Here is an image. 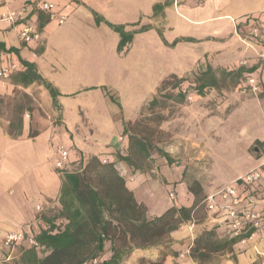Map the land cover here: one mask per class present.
<instances>
[{"label": "crops", "instance_id": "obj_1", "mask_svg": "<svg viewBox=\"0 0 264 264\" xmlns=\"http://www.w3.org/2000/svg\"><path fill=\"white\" fill-rule=\"evenodd\" d=\"M42 1L44 0H0V15L9 10H17L21 15L13 25L0 22V64L15 62L18 65V69L9 79L3 85L0 83V102L11 101L9 110L5 113L0 111V245L6 234L24 231L34 235L43 228V221L58 215L61 208L58 196L62 173L55 167L58 160L55 150L57 146L64 147L63 143L61 144V134L70 141V146L75 150L69 158L70 153L64 147L67 151L66 168H70L72 162H84L91 155L113 160L116 153L127 155L124 151L129 146L127 135H123L121 128L124 118L116 116H112L110 120L117 121L119 128L108 136L100 149L93 150L91 146L86 149L75 137L74 130L80 125L98 127L96 123L100 122L86 104H77V107H68L67 104L71 98L76 99L87 93L84 92L86 86L73 88L72 83L86 81L90 73L83 67H73V63H63L59 66L61 70H57L54 64L45 58L46 53L52 49L46 36V30L52 20L39 28L38 7ZM45 1L52 3L54 8L58 5L59 10L55 9L62 14H65L63 9L75 10L78 4H86L82 0ZM139 1L130 5V0H115L112 13L116 20L105 17L104 19L114 24H122L126 30L131 31H136L142 26L147 27V32L156 30L163 33L166 28L175 29L178 32L175 40L178 42H187L184 38H190V42L205 44L203 53H196V58L192 59L193 69L190 72L206 66L212 69H231L240 64H257L262 46L253 39L246 40L240 34L241 31L236 29L234 22L247 14H258L264 22V7L253 10L246 8L250 0ZM157 4L161 6L155 10L153 7ZM65 15L67 16V13ZM23 22L38 26L41 33L39 42L24 44L19 40L18 32ZM180 30L186 31L185 34H180ZM215 42L222 44L217 46ZM131 44L125 53L131 49ZM176 45L177 42L172 46L175 48ZM10 47L18 50L19 57L33 63L36 71L59 92L58 112L53 109L48 91L43 86L36 82H23L19 73L24 71V67L15 53L7 52ZM179 67V64L173 65L168 76L161 82L171 75L186 76L189 68L179 70ZM158 87L155 86L148 101L156 95ZM145 103L136 108L134 116L126 121L135 120ZM104 120L109 121L107 118ZM43 135L45 139L42 141ZM169 150L171 151V148ZM152 157L143 153L138 160L130 158L129 164L123 161L116 164L136 201L145 205L147 217L159 216L173 205L190 206L193 196L188 192L187 184L181 181V178L175 180L177 183L170 184L172 181L168 176V165L165 161L153 162L150 160ZM170 191H174L173 199L168 196ZM208 224L215 226L219 238L234 239L235 242L230 251L219 252L222 256L218 258L211 257L212 254L209 256L211 260L193 259L189 256V249L194 238L202 230L209 229ZM226 230L223 224L208 221L207 217L204 221L194 219L184 223L169 234L171 242L164 251L166 254L161 264H262L264 258L258 252L264 251V225L253 239L245 242H241L239 238H230ZM163 249L162 246L132 248L121 255L120 263L153 264L159 259ZM111 255L110 244L105 243L100 259L108 260Z\"/></svg>", "mask_w": 264, "mask_h": 264}, {"label": "rangeland", "instance_id": "obj_2", "mask_svg": "<svg viewBox=\"0 0 264 264\" xmlns=\"http://www.w3.org/2000/svg\"><path fill=\"white\" fill-rule=\"evenodd\" d=\"M82 1L87 5L80 3L75 10L63 9L67 18L62 24L51 21L46 36L52 49L45 57L57 70H61L59 66L63 63H73V67H83L90 73L86 81L72 83L73 88L86 86L84 92L87 93L76 99L71 98L67 103L68 107L86 104L94 117L100 120L96 123L98 127L80 125L74 130L82 147L100 149L108 136L119 128L117 121L110 120L116 116L124 118L121 128L127 129V137L141 138L148 144V155L153 156L151 161H165L172 181L170 184L177 183L175 180L179 178L187 185L197 180L204 192L214 193L231 183L238 174L255 166L258 150L253 152L254 142L257 139L264 140L262 83L261 94H255L240 85V80L222 74L221 68H215L216 87L207 88L202 95H198L195 91L197 83L193 81L204 68L192 72L190 70L193 69L192 59L196 58V53H203L205 44L178 42L175 40L178 32L166 28L163 33L156 30L135 32L131 49L125 54H118L117 34L105 24L96 25L94 19L96 13L100 17L116 20L112 13L115 0ZM250 1L246 8L253 10L264 7L263 0ZM133 2L137 0H130L129 4ZM55 8L59 10L58 5ZM185 32L179 31L180 34ZM174 42H177L175 48L172 46ZM215 44L218 46L222 43ZM176 64L180 65L179 70L189 68L184 76L187 81L175 88L174 81L169 77V84L162 86L161 80L168 76L171 67ZM259 64L264 75V63L257 62L258 67ZM156 85L159 87L153 97L155 102L150 105L148 99ZM179 91L184 93L183 98ZM144 102L136 119L126 121L134 116V110ZM10 108V100L0 102V111L3 113ZM60 136L61 144L67 148L71 158L74 147L70 146V141L63 138L62 134ZM44 139L45 135L42 141ZM59 147L62 146L56 147V153ZM159 150L167 151L170 163L166 162ZM124 152L133 160L143 155L135 145ZM78 167L79 162H72L69 170ZM200 216H203L201 221H204L206 217L202 210ZM207 226L214 227L212 224ZM20 247H16L8 264H19ZM163 247L164 252L168 246ZM213 256L218 258L222 254L215 253Z\"/></svg>", "mask_w": 264, "mask_h": 264}, {"label": "trees", "instance_id": "obj_3", "mask_svg": "<svg viewBox=\"0 0 264 264\" xmlns=\"http://www.w3.org/2000/svg\"><path fill=\"white\" fill-rule=\"evenodd\" d=\"M160 6L157 4L153 8L156 10ZM252 17L258 19V14L243 15L236 20V28L244 37H247L244 26ZM94 19L96 25L103 23L117 34L118 54L125 53L135 32L147 30L146 26L136 31L126 30L124 25L106 21L96 13H94ZM38 20L40 29L49 21L47 14L40 9ZM260 28L263 37L253 40L260 43L263 51L264 26ZM184 40L191 39L184 38ZM174 44L175 42L172 45ZM7 52L15 53L24 67V71L19 73L23 82H36L43 86L48 91L53 109L58 112L60 105L57 97L60 94L56 88L36 71L33 63L19 57L17 49L10 47ZM257 62L263 61L258 57ZM220 72L240 80V85L247 88V78L254 76L259 86L258 92L261 94L264 75L260 64L259 67L257 64L252 66L240 64L231 69L221 68ZM168 78L161 82L162 86L169 84V79L174 81L175 88L187 81L185 77L174 75ZM193 82L197 83L195 91L198 95H202L205 89L215 88L217 85L214 70L210 66L200 71ZM179 94L183 98L184 93L179 91ZM110 98L115 101L113 96ZM154 102L153 98L149 104L152 105ZM122 133L127 135V129L124 128ZM127 139L128 147L135 145L139 151L148 155L149 147L143 139L131 136ZM253 148L258 150L255 156H259L264 151V141L256 140ZM255 149L253 152H256ZM159 152L165 157L167 163L171 162L167 152L161 150ZM120 161L129 164V155L116 153L113 160L91 155L84 162L81 161L76 170L57 168V171L62 173L58 196L61 208L57 216L43 221V228L38 233L32 234L38 248L36 246L21 247L19 264H82L93 257L99 258L105 243L110 244L112 255L108 260L102 261L99 258V264H122L120 259L124 252L132 248L168 246L171 242L169 234L172 231L193 219L203 220V216H200L201 210L206 217L203 200L207 192L203 191L197 180H193L187 185L188 192L193 196L190 206L173 205L161 215L148 218L145 205L136 201L132 190L127 187L124 177L116 166ZM234 242V239L217 237L215 227L204 229L194 238L189 249V256L193 259L205 260L212 254L230 251ZM38 252L41 254L39 255ZM163 253L153 264L163 262L166 254Z\"/></svg>", "mask_w": 264, "mask_h": 264}, {"label": "built area", "instance_id": "obj_4", "mask_svg": "<svg viewBox=\"0 0 264 264\" xmlns=\"http://www.w3.org/2000/svg\"><path fill=\"white\" fill-rule=\"evenodd\" d=\"M38 8L47 14L50 21L54 20L57 24H62L67 18L48 1H42ZM20 18L19 11L9 10L0 15V22L13 25ZM234 24L236 26V21ZM261 26H264V22L260 20V15H258V19L250 18L244 26L246 36L254 40L263 37L260 31ZM18 38L24 44L39 42L41 33L38 26L23 22L18 32ZM258 57L264 62V50L259 52ZM17 69L18 65L15 62L0 64V83L4 84ZM246 86L255 94L259 91L254 76L247 78ZM57 154L58 160L55 167L60 170L65 169L67 151L59 147ZM255 159L256 164L253 168L238 175L231 183L222 186L216 192H207L203 200L208 221H217L223 224L230 238H239L241 242L253 239L257 231L264 225V151L259 156H255ZM168 196L173 199L174 191H170ZM19 246H36L38 248L32 234L24 231L10 232L4 236L0 245V263L9 262L13 258L16 247ZM258 254L264 258V251H260ZM99 262L98 257H93L82 264H99Z\"/></svg>", "mask_w": 264, "mask_h": 264}, {"label": "water", "instance_id": "obj_5", "mask_svg": "<svg viewBox=\"0 0 264 264\" xmlns=\"http://www.w3.org/2000/svg\"><path fill=\"white\" fill-rule=\"evenodd\" d=\"M254 149H255V148H254ZM254 151H256V149H255Z\"/></svg>", "mask_w": 264, "mask_h": 264}]
</instances>
